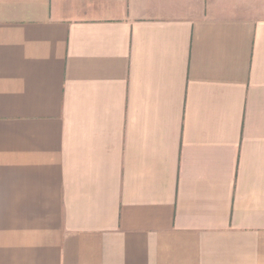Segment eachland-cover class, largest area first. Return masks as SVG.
Instances as JSON below:
<instances>
[{"label": "crops", "instance_id": "1", "mask_svg": "<svg viewBox=\"0 0 264 264\" xmlns=\"http://www.w3.org/2000/svg\"><path fill=\"white\" fill-rule=\"evenodd\" d=\"M0 264H264V0H0Z\"/></svg>", "mask_w": 264, "mask_h": 264}]
</instances>
